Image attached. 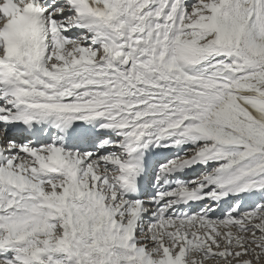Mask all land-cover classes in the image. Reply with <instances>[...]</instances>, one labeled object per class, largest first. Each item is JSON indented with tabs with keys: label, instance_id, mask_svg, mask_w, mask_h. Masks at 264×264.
I'll return each instance as SVG.
<instances>
[{
	"label": "snow or ice",
	"instance_id": "1",
	"mask_svg": "<svg viewBox=\"0 0 264 264\" xmlns=\"http://www.w3.org/2000/svg\"><path fill=\"white\" fill-rule=\"evenodd\" d=\"M0 264H264V0H0Z\"/></svg>",
	"mask_w": 264,
	"mask_h": 264
}]
</instances>
